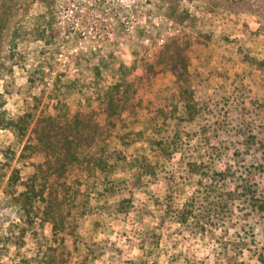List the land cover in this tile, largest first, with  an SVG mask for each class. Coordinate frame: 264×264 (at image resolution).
Listing matches in <instances>:
<instances>
[{"label": "rangeland", "instance_id": "1", "mask_svg": "<svg viewBox=\"0 0 264 264\" xmlns=\"http://www.w3.org/2000/svg\"><path fill=\"white\" fill-rule=\"evenodd\" d=\"M0 126V264H264L239 200L175 220L209 195L194 170L246 142L264 168L262 1L0 0ZM96 151L112 169L88 170ZM14 167L44 198L30 223Z\"/></svg>", "mask_w": 264, "mask_h": 264}, {"label": "trees", "instance_id": "2", "mask_svg": "<svg viewBox=\"0 0 264 264\" xmlns=\"http://www.w3.org/2000/svg\"><path fill=\"white\" fill-rule=\"evenodd\" d=\"M259 1L264 3V0ZM27 115V113H24L18 117H12L9 120L8 125L24 132L25 129L28 128L30 122L29 120H25L22 126L20 120ZM37 130V128H34L35 132H37ZM253 145L254 143L246 142L244 148H242L245 149L246 152H252V158L242 157L240 160L238 159L235 161L234 164H228L225 168H219V170L216 169L214 165H207V168L205 166L204 168H199V170H194L200 175V177H203L199 182L200 188L209 195L202 196L201 198L196 196L194 200L191 199L190 206L186 207L181 215H179L178 218H175V220L182 223L186 222L195 214V207L199 209V212L203 215L208 214L210 217L220 218L222 208L230 207V203H235L236 200H239L241 203L240 209L250 210L259 215L264 213V196L260 181V176L262 175L264 168L263 163L260 160L258 161L260 156L254 154V151H256L257 148ZM241 153L244 154L243 152ZM53 155H55L53 156L55 159L57 155ZM49 156L48 158L51 160V154H49ZM85 165L88 170L93 173H96L97 169L113 168V164L109 161V154L104 151H96L91 154L90 157L88 156V158L85 159ZM215 173L219 177L213 181ZM36 177L37 174L34 173L27 176V179H24L19 168L14 167L8 175L5 183L6 187H4V189H6L4 191L11 194L12 201L20 213L19 217L22 218L24 222L28 223L33 222L34 220V215H36L34 213L36 204L44 199L40 188L37 186ZM218 178L220 180H218L217 184L215 181ZM20 184L24 185L23 190H17ZM237 193H239V196H237ZM21 229L24 232V228ZM22 236L23 233L21 232L18 237Z\"/></svg>", "mask_w": 264, "mask_h": 264}, {"label": "built area", "instance_id": "3", "mask_svg": "<svg viewBox=\"0 0 264 264\" xmlns=\"http://www.w3.org/2000/svg\"><path fill=\"white\" fill-rule=\"evenodd\" d=\"M94 1H96V2H99V1H101V0H94ZM125 29L127 30V29H130V25H126V27H125Z\"/></svg>", "mask_w": 264, "mask_h": 264}]
</instances>
